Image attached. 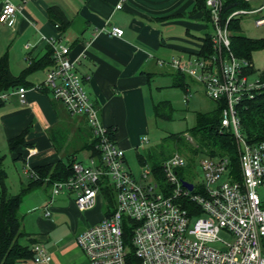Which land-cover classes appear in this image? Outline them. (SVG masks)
<instances>
[{"label":"built area","instance_id":"obj_1","mask_svg":"<svg viewBox=\"0 0 264 264\" xmlns=\"http://www.w3.org/2000/svg\"><path fill=\"white\" fill-rule=\"evenodd\" d=\"M204 2L212 28V52L186 61L173 59L170 64L197 81L206 97L224 101L219 126L231 130L237 160L234 164L228 156L204 158L199 162L203 180L197 185L180 175L187 163L180 153L163 160L159 170L146 162L139 163L138 173L128 169L114 129L101 122L83 87L69 45L60 37L48 40L54 64L35 88L46 89L70 114L85 117L98 153L90 154L86 162L74 159L72 175L53 182L51 194L74 193L77 209L85 211L95 205L99 195L106 204L103 187L109 186L113 193L112 207H106L103 217L76 237L86 264H264V140L249 143L239 132L236 113V105L244 97L264 89V72L249 80L247 71L252 63L232 52L227 27L230 18L253 12L262 13L255 25H264V0L257 9L233 10L225 20L222 0ZM17 10L3 0L0 22ZM107 32L121 36L123 30L111 26ZM26 91L21 86L14 90L21 103L26 102ZM189 95L187 90L186 100ZM146 140L144 136L141 142ZM27 174L36 177L33 170ZM184 182L190 183L191 189ZM49 214L45 208L44 215ZM221 233L230 240L220 238ZM214 242L222 247H212ZM32 251L33 261L48 260L41 244H35Z\"/></svg>","mask_w":264,"mask_h":264},{"label":"crops","instance_id":"obj_2","mask_svg":"<svg viewBox=\"0 0 264 264\" xmlns=\"http://www.w3.org/2000/svg\"><path fill=\"white\" fill-rule=\"evenodd\" d=\"M8 1L18 7L13 17L0 22V57L7 56L10 72L21 75L48 52L49 38L60 37L69 45L70 58L78 61L83 87L95 103L101 122L114 129L124 150L125 165L127 151L137 149L154 117L152 88L156 79L167 77L174 86L178 71L171 66V60L199 57L204 37L212 29L206 6L198 5L196 0ZM247 2L249 6L242 8L257 9L263 0ZM2 3L0 0V11ZM51 8L58 9L65 20L61 32L53 21L57 16L50 12ZM251 14L254 20L262 15ZM111 26L121 28L122 35H109ZM263 49L252 53L253 71H247L249 78L264 72L253 65V55ZM47 69L48 66L24 74L19 86L27 90L25 103L14 93L16 88L0 91V95H6L0 99V146L5 144L9 152L7 139L28 128L24 134L26 144L9 152L13 161L21 160L27 180L28 171L36 165L65 160L69 155L81 160L78 152H84L87 161L90 155L83 138H91L85 117L70 114L47 90L35 88L44 80ZM209 100L211 111L216 102ZM136 155L138 158L140 154ZM26 183L20 180V188ZM7 190L16 193L15 189ZM74 200V193L52 196L48 185L38 186L23 196L19 211L26 237L21 243L31 248L41 244L48 260L35 262L32 257L22 264H86L76 237L103 217L105 206L97 199L92 208L81 211ZM45 208L50 211L47 216ZM63 217L69 220V226L61 222Z\"/></svg>","mask_w":264,"mask_h":264},{"label":"trees","instance_id":"obj_3","mask_svg":"<svg viewBox=\"0 0 264 264\" xmlns=\"http://www.w3.org/2000/svg\"><path fill=\"white\" fill-rule=\"evenodd\" d=\"M198 5H204V0H196ZM244 0H222V20L235 9L248 7L249 4ZM56 14L54 23L58 29H63L65 23L62 14L58 9L51 8ZM240 16L232 17L227 22L230 31V48L232 52L238 56L251 61L252 53L264 48V37L253 38L241 32ZM63 23V24H62ZM212 52L210 34H207L203 40V47L200 56H207ZM54 64L52 58V47L49 46L48 52L39 60L32 62L28 68L19 76H14L8 67V59L6 55L0 57V91L9 88H17L22 84L24 74L34 69L48 66L50 68ZM252 68V67H251ZM250 69V72L253 69ZM259 75V74H258ZM185 74L177 72L174 79V86L182 87L184 92L187 91V83L185 82ZM263 77V75H261ZM46 90V89H44ZM216 105L211 111L197 112L196 122L189 129L195 135H200L201 144L193 147V152L197 150H205L206 155L228 156L231 160H237V147L235 139L230 129H220L221 109L224 101H215ZM153 112L155 119L171 120L174 109L168 100H161L153 104ZM236 113L239 119V132L245 137L249 143H257L264 140V89L254 93L252 97H244L236 105ZM24 128L18 135L7 139V146L10 153H14L18 147L25 145L24 134L27 131ZM176 136V134H170ZM201 146L202 148H200ZM93 139L86 146L90 154L98 155L94 150ZM5 155L0 152V264H22L33 257V251L29 244H22L26 233L22 229V214L19 211L23 196L32 189L41 186H52L55 181H62L72 175L73 155H69L65 160L44 163L36 165L32 168L36 177H29L28 182L23 185L18 193H10L5 184L6 172L3 167ZM16 155L15 159H18ZM139 163H144V155H138ZM162 162V161H161ZM161 162L153 161L150 165L153 170H159ZM158 178H161L158 172ZM106 201L107 209L113 205V193L109 186L102 188ZM189 205L191 203H188ZM187 204L185 205V207Z\"/></svg>","mask_w":264,"mask_h":264},{"label":"rangeland","instance_id":"obj_4","mask_svg":"<svg viewBox=\"0 0 264 264\" xmlns=\"http://www.w3.org/2000/svg\"><path fill=\"white\" fill-rule=\"evenodd\" d=\"M240 27L241 32L245 35L253 38L264 37V25L255 26V16L251 13L240 15ZM253 65L255 68L264 69V49L256 52L253 55ZM185 82L189 86L190 95L188 99H185V92L182 87L172 86L171 80L167 77H158L156 79V85L152 88V100L157 103L161 100H169L174 112L171 120L165 121L161 119L151 118L150 126L143 136H146L147 140L139 144L137 149H131L126 153L127 164L126 167L131 169L133 173L140 171L139 161L136 153L144 155L145 162L151 164L153 161L161 162L171 156L174 153L182 154L187 163L180 169V175L186 180L194 182L195 185L199 184L203 180V171L199 162L206 157L205 150H197L193 152L195 145L201 144L202 140L200 135H193L189 129L196 122L197 112H206L211 107V101L206 97L202 86L188 75H185ZM256 76L253 77V79ZM249 78V80H251ZM170 134H176L171 136ZM140 136V137H143ZM84 140L89 144L92 138L88 139L87 135L83 136ZM141 139V138H140ZM5 144L0 146L2 153H5L3 160V167L6 172L5 184L10 189H15L16 193L19 192V181L22 180L26 183L27 177L22 173L21 160H14L10 157V154L5 150ZM202 148L201 146H199ZM78 158L86 162V155L84 152L77 153ZM101 204L104 203L103 199L99 198ZM34 203V202H33ZM28 202H26L27 206ZM106 209V204L104 205ZM25 210V203L21 207V211ZM194 218H192V221ZM62 223H66V227L70 222L67 218H61ZM224 240H230V237L224 234L219 235ZM214 248L222 247L220 242H214L210 244Z\"/></svg>","mask_w":264,"mask_h":264},{"label":"water","instance_id":"obj_5","mask_svg":"<svg viewBox=\"0 0 264 264\" xmlns=\"http://www.w3.org/2000/svg\"><path fill=\"white\" fill-rule=\"evenodd\" d=\"M184 185L191 189L192 185L190 183L184 182Z\"/></svg>","mask_w":264,"mask_h":264}]
</instances>
